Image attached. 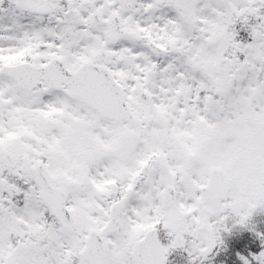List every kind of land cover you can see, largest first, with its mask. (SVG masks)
Wrapping results in <instances>:
<instances>
[{
  "label": "snow or ice",
  "instance_id": "1",
  "mask_svg": "<svg viewBox=\"0 0 264 264\" xmlns=\"http://www.w3.org/2000/svg\"><path fill=\"white\" fill-rule=\"evenodd\" d=\"M0 264H264V0H0Z\"/></svg>",
  "mask_w": 264,
  "mask_h": 264
},
{
  "label": "trees",
  "instance_id": "2",
  "mask_svg": "<svg viewBox=\"0 0 264 264\" xmlns=\"http://www.w3.org/2000/svg\"><path fill=\"white\" fill-rule=\"evenodd\" d=\"M244 235H246V236H249V237H250V234H249V233H244Z\"/></svg>",
  "mask_w": 264,
  "mask_h": 264
}]
</instances>
